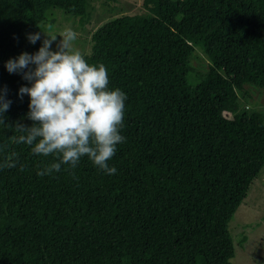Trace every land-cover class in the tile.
<instances>
[{"label":"trees","instance_id":"1","mask_svg":"<svg viewBox=\"0 0 264 264\" xmlns=\"http://www.w3.org/2000/svg\"><path fill=\"white\" fill-rule=\"evenodd\" d=\"M141 6L93 31L84 55L128 97L126 142L108 162L116 174L84 157L41 177L52 158L12 139L32 124L19 96L31 84L5 65L39 50L28 36L47 30L48 13L84 25L93 0H0V94L12 102L0 164H16L0 168V264H231L229 223L264 167V115L251 97L264 95V0Z\"/></svg>","mask_w":264,"mask_h":264},{"label":"clouds","instance_id":"2","mask_svg":"<svg viewBox=\"0 0 264 264\" xmlns=\"http://www.w3.org/2000/svg\"><path fill=\"white\" fill-rule=\"evenodd\" d=\"M53 27L47 26L48 34L40 31L28 36L31 44L41 39V33L44 36L35 54L22 53L5 65L10 74H22L31 84L21 87L19 96L29 97L27 119L32 124H17L16 130L23 134L12 139L29 146L35 156L52 158L38 176L58 173L62 166H67L65 171L74 170L84 157L104 174L114 175L117 169L108 162L117 145L126 142L121 130L128 97L121 89L109 87V72L103 63L90 64L75 47L78 34L73 29L54 35ZM58 36L61 39L53 51ZM11 103L0 94V125L5 124L4 113ZM15 166L9 160L0 164V168Z\"/></svg>","mask_w":264,"mask_h":264},{"label":"rangeland","instance_id":"3","mask_svg":"<svg viewBox=\"0 0 264 264\" xmlns=\"http://www.w3.org/2000/svg\"><path fill=\"white\" fill-rule=\"evenodd\" d=\"M108 0H93V15L88 22L80 25L79 20L70 15H64L60 10H53L48 13V19H53V32L59 35L65 29L71 28L78 35L75 47L84 55L90 52V38L93 31L103 23L119 14L134 15L143 11L141 0H113V10L106 6ZM48 34V30H45ZM44 36L41 35L43 42ZM57 37L52 44V50H56V45L60 41ZM203 63H207L205 58L200 55ZM197 64V61L196 63ZM252 102L258 101V110L264 115V95L257 92L251 93ZM229 231L234 242L235 255L231 259V264H264V167L259 172L256 179L250 185L246 197L233 215L229 223ZM245 236L246 241L241 243V238Z\"/></svg>","mask_w":264,"mask_h":264}]
</instances>
